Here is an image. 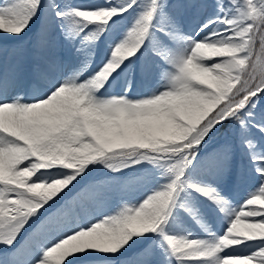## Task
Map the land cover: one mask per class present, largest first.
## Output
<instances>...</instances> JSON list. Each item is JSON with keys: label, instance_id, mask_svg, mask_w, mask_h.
<instances>
[{"label": "snow or ice", "instance_id": "obj_1", "mask_svg": "<svg viewBox=\"0 0 264 264\" xmlns=\"http://www.w3.org/2000/svg\"><path fill=\"white\" fill-rule=\"evenodd\" d=\"M0 264H264V0H0Z\"/></svg>", "mask_w": 264, "mask_h": 264}, {"label": "bare ground", "instance_id": "obj_2", "mask_svg": "<svg viewBox=\"0 0 264 264\" xmlns=\"http://www.w3.org/2000/svg\"><path fill=\"white\" fill-rule=\"evenodd\" d=\"M101 55H102V53H101Z\"/></svg>", "mask_w": 264, "mask_h": 264}]
</instances>
